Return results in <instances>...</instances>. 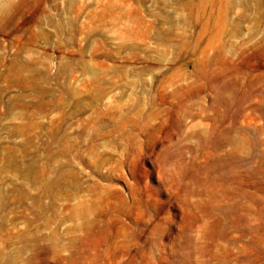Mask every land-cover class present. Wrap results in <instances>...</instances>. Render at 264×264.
I'll list each match as a JSON object with an SVG mask.
<instances>
[{
	"label": "rangeland",
	"instance_id": "obj_1",
	"mask_svg": "<svg viewBox=\"0 0 264 264\" xmlns=\"http://www.w3.org/2000/svg\"><path fill=\"white\" fill-rule=\"evenodd\" d=\"M0 264H264V0H0Z\"/></svg>",
	"mask_w": 264,
	"mask_h": 264
},
{
	"label": "bare ground",
	"instance_id": "obj_2",
	"mask_svg": "<svg viewBox=\"0 0 264 264\" xmlns=\"http://www.w3.org/2000/svg\"><path fill=\"white\" fill-rule=\"evenodd\" d=\"M230 95H231V94H230ZM227 101H228V100H227ZM227 101H225L224 103L226 104ZM216 102H217V101H216Z\"/></svg>",
	"mask_w": 264,
	"mask_h": 264
}]
</instances>
